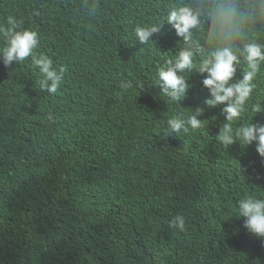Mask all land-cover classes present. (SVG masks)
I'll use <instances>...</instances> for the list:
<instances>
[{
	"label": "trees",
	"instance_id": "16d2710c",
	"mask_svg": "<svg viewBox=\"0 0 264 264\" xmlns=\"http://www.w3.org/2000/svg\"><path fill=\"white\" fill-rule=\"evenodd\" d=\"M178 2L0 0V25L36 31L37 53L67 69L48 94L31 57L0 63V264H264V240L235 214L244 196L264 198V158L219 140L223 105H205L195 69L179 105L155 85L183 46L170 25L153 46L132 35ZM254 83L250 104L264 107V64ZM197 106L201 128L165 136ZM246 121L264 113L233 128ZM176 214L183 230L168 225Z\"/></svg>",
	"mask_w": 264,
	"mask_h": 264
},
{
	"label": "clouds",
	"instance_id": "9594fccd",
	"mask_svg": "<svg viewBox=\"0 0 264 264\" xmlns=\"http://www.w3.org/2000/svg\"><path fill=\"white\" fill-rule=\"evenodd\" d=\"M164 22L174 29L183 46L158 67L155 85L171 102L179 105L190 87L186 74L195 69L203 75L201 84L208 93L205 105H223L221 112L225 122L219 130V140L225 146L237 142L245 147L254 145L259 157L264 158V124L246 121L233 128V123L246 110L251 117L264 113L261 102L250 104L256 87L254 80L264 64V0H179L168 10L162 23L136 25L132 32L135 42L141 45L151 42L153 46L151 38L161 32ZM5 24L0 25V36L5 41L0 47V63L8 68L31 57L41 77L38 80L40 91L55 94L67 69L55 67L49 56L37 53L36 31L22 29L13 16H8ZM241 63L246 65V70L236 78ZM205 111V107L197 106L186 118L179 115L169 118L165 136L179 137L201 128L199 117ZM235 214L244 218L243 227L247 233L264 240V198L254 194L244 196L238 200ZM168 225L183 230L185 217L173 215Z\"/></svg>",
	"mask_w": 264,
	"mask_h": 264
}]
</instances>
